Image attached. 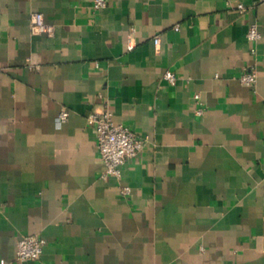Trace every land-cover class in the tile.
<instances>
[{"label":"crops","instance_id":"1","mask_svg":"<svg viewBox=\"0 0 264 264\" xmlns=\"http://www.w3.org/2000/svg\"><path fill=\"white\" fill-rule=\"evenodd\" d=\"M93 2L0 0V264L22 234L47 241L24 264H264V0ZM105 106L145 138L128 196L102 177Z\"/></svg>","mask_w":264,"mask_h":264},{"label":"built area","instance_id":"2","mask_svg":"<svg viewBox=\"0 0 264 264\" xmlns=\"http://www.w3.org/2000/svg\"><path fill=\"white\" fill-rule=\"evenodd\" d=\"M107 5V0H94V9H100ZM241 10L246 9L243 2L237 3ZM34 30L37 32H52L53 26L47 23L45 16L41 12L33 15ZM178 28V27H176ZM248 37L251 40H259L262 33L257 21L251 23L248 30ZM155 44L159 46L160 36L154 38ZM164 77L171 83H175L177 75L174 71L167 69ZM258 79L257 70L254 67H247L241 74V81L249 86H255ZM199 98V94H196ZM70 110L63 108L58 117V124L67 121ZM89 120L95 125L97 131L96 144L101 159L105 164L103 178L114 177L119 181V193L122 196L131 194L132 189L129 185L122 182L123 167L127 162L136 157L145 144V138L140 136L131 127L115 120L114 113L109 106L98 109L89 115ZM45 237L39 234H22L17 241L16 253L12 260L6 264H24L26 261L39 259L46 245Z\"/></svg>","mask_w":264,"mask_h":264}]
</instances>
